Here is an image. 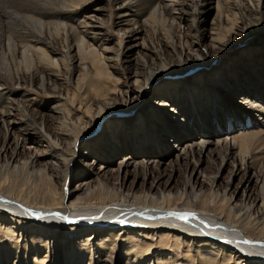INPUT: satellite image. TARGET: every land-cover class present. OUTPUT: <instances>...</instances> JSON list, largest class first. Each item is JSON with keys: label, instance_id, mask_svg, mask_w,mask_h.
Returning <instances> with one entry per match:
<instances>
[{"label": "bare ground", "instance_id": "bare-ground-1", "mask_svg": "<svg viewBox=\"0 0 264 264\" xmlns=\"http://www.w3.org/2000/svg\"><path fill=\"white\" fill-rule=\"evenodd\" d=\"M5 3L13 13L0 12V264H264V177L252 174L249 143L228 136L249 126L246 113L264 130V0ZM210 3L207 51L224 65L211 72L200 61L201 75L176 77L207 59L200 26ZM112 25H131L127 55L107 49ZM162 78L157 103L142 100ZM22 84L46 98L19 95ZM132 110L136 121L111 118ZM103 120L75 160L77 142ZM74 163L76 187L65 196ZM59 228L68 236L62 257Z\"/></svg>", "mask_w": 264, "mask_h": 264}, {"label": "rangeland", "instance_id": "rangeland-1", "mask_svg": "<svg viewBox=\"0 0 264 264\" xmlns=\"http://www.w3.org/2000/svg\"><path fill=\"white\" fill-rule=\"evenodd\" d=\"M4 1L6 2V0H4ZM4 1L0 0V12L13 13V10L11 8L9 9V6H7L8 4L6 5V3ZM134 1L135 2L137 1V4H139V5L143 4V0H134ZM194 3H195V1H194ZM207 8L209 10L207 11V9H206L203 12V18L205 19V21L200 26L201 27L200 31L202 30V32H203V34H202L203 38H202L201 45H200L201 46L200 47V51L202 53H204V54H208L209 56L207 55V59L206 60H199L197 62L193 61L194 65L190 66L189 70L185 74H182V75L176 76V77L184 76L185 78H189L190 79V78H193L195 76L201 75V73H203L204 71H203V67H201V65H198L200 63V61L201 62L203 61L205 66L211 72H215L216 70H218L219 68H221L224 65L223 55H217V54L216 55H212L211 54V56H210V53L207 51L208 50V46L211 43V41H210L211 40L210 31H211V24H212L213 18L215 16V3L208 4ZM111 10H112V8H111ZM22 14L26 15L24 12ZM14 18L16 19V16H14ZM112 18H114L113 15H112ZM112 23H113V21H112ZM131 28H132L131 25H130V27L125 25L120 30V29L115 28L114 25H112V31H111V34H110L111 42L109 44H107V49H110V52H113V53L115 51H118L123 56H124V54L127 55L128 51H127L126 47H130L131 45H133V41H132L133 38H132V35L130 34ZM0 34H1V31H0ZM126 42H129V43L126 44ZM233 44H234V47L232 48V52L231 53L236 52V51H238V53H239V51H242V50L245 51L246 49H248L249 47L254 45L255 44V37L254 36L253 37H248L245 40H242V39L241 40H236V41L233 42ZM70 45L72 46L73 43H71ZM60 46H62V45H60ZM196 49H197V47H196ZM75 53H76V48L73 47V49L71 51V54L74 56ZM134 54H135V52L131 53V59H135L136 58ZM115 55L116 54L114 53L112 56L115 57ZM121 60L123 61V57L122 56L120 57V61L118 59V62L121 63L122 62ZM7 62H8L9 68L12 69V71L11 70L10 71L12 73H14L15 69H17L16 64L14 63L13 65H11L8 59H7ZM75 64H78V62L76 61V58H75ZM120 70L122 71L123 77H125V80L127 82V86H130V82H132V79H130L129 77H132V76L128 75V73L125 71V68L122 66V64L120 65ZM215 80L216 79L213 78V81H215ZM163 81H166V79L162 78V79H160L158 81V83H153V84L147 85L144 88L143 92L141 93V99L146 101V102H148V103H151L153 105L156 104L158 99H156L157 97H156L154 92L157 91L156 90L157 86L159 84H161ZM262 83H264V80L262 81ZM21 86H17V85L15 86L16 93H18L19 95H23L22 93L27 91V92H30L31 94H33L35 96H38L40 98H46L44 94H42V93L38 92V90H36L37 88H36L35 85L33 86V88L28 87V84H22ZM249 86H251V84ZM221 90H222V86H221ZM14 97L17 100V96L14 95ZM47 99H48V101H50L52 103L57 100L55 98V96H52V97L47 98ZM232 100L234 101L233 97H232ZM242 115H244L247 119H249V121H250L249 122V126L244 127V128L237 127L234 132H229L228 136H229V138H239L238 136L240 135V137L242 136V139L244 138L246 140V142L249 143V155L252 156L251 159L249 160V166H250V169L252 171V174H254L255 177H257V175L260 173V170H261V174H263V177H264V142L262 141L264 130L262 128H260V126H253L252 125L253 123H257L256 118L253 115H251L249 113L242 114ZM112 117L114 119L120 120V121H123L124 119L136 121L137 117H138V112L132 110V111H127V113H123V112L119 113V115L118 114H113V115H111V118ZM222 120H223V122H224L226 127H231V126H228V124H227L225 119H222ZM37 124H38V126L40 128V123L37 122ZM105 125H106V120H103L102 122L97 124L96 130L94 131L92 136H90V135L84 136L82 139H80L77 142L76 147H75V153H76L77 157H76L75 160L79 161L78 159L80 158V156H82V154H84V146L83 145L86 142L93 141L95 137H98V134L104 130ZM238 131H241L242 133H240ZM3 137H4V132L0 129V142L3 140ZM217 137H224V135L221 132V134L219 136H217ZM10 140H14V142H16V140H17V143L19 142V144L23 148L26 146V143H24L22 141V138L13 137V139H12V137H11ZM37 150H38L39 153H40V151H41V153L45 152V151H43L44 149H41V148H39ZM75 165H76V163L70 165V168H69V170H68V172L66 174V177H65L66 180L64 181V184L61 185V189L63 190L65 196H67V194L69 192H71L72 190H74V188L76 187V180L72 179L73 178V172L75 170ZM215 166H217V165H215ZM215 166H213V167L211 166L210 169L207 168L205 171H207V173L208 172L211 173V172H213L215 170V168H214ZM76 167H77V165H76ZM176 169L178 170L177 167H175L173 169V170L176 171L175 175L173 174V177L174 178L176 177L178 179V172H177ZM163 174H164L163 176H168V172H166V171L163 172ZM23 176H21L22 178H19V177L18 178L22 182H27V178H24ZM227 176H228V171L225 172L223 174V176H222L223 177V182L227 181ZM152 177H155V175H152ZM215 199H217V198H214V201L216 202ZM58 226L63 227L62 222H60V224ZM57 231L58 232L56 233V239H55L57 246H56V254H54V255L55 256L59 255V256L62 257L63 256V254H62V248H63L62 243H63V241H66V238L68 236L65 233L63 228H59ZM7 242L8 241H6V243ZM6 245H9V244H6ZM118 245H119V248H118V254H119L120 250L122 249V241H119ZM1 246H2V243H1L0 247ZM2 253L3 252L0 250V255H2ZM22 257H21V259H22ZM118 258L119 257L117 255V259ZM22 263H23V260H21V264Z\"/></svg>", "mask_w": 264, "mask_h": 264}, {"label": "snow or ice", "instance_id": "snow-or-ice-1", "mask_svg": "<svg viewBox=\"0 0 264 264\" xmlns=\"http://www.w3.org/2000/svg\"><path fill=\"white\" fill-rule=\"evenodd\" d=\"M173 215H175L179 219L186 220L189 216H193L194 214L193 213H182V214L174 213ZM245 243H248V242L245 241Z\"/></svg>", "mask_w": 264, "mask_h": 264}]
</instances>
